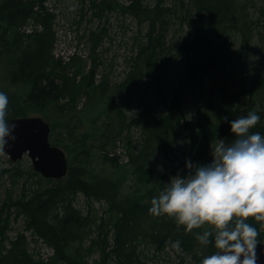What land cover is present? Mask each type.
Here are the masks:
<instances>
[{
	"label": "trees",
	"instance_id": "1",
	"mask_svg": "<svg viewBox=\"0 0 264 264\" xmlns=\"http://www.w3.org/2000/svg\"><path fill=\"white\" fill-rule=\"evenodd\" d=\"M180 3L184 7L185 0ZM188 3L193 23L179 51L183 59L181 76L171 86L164 75L165 64H158V55L165 46L169 14L175 9L166 6L164 0H157L154 5L145 0H129L128 3L91 0L89 7L100 18L121 8L138 17L140 22L147 21V40L140 51V55L145 56L144 63L137 62L125 79L114 86L117 91L112 95L108 79L95 84V58L91 73L79 80L77 76L81 70L70 74L68 66L55 58V15L45 0L1 1L0 61L5 64L9 81L29 87L27 93L0 89L9 99L7 122L14 117L30 115L29 110L43 112L53 103H58L59 110L65 112L69 106L75 107L79 97L88 93L90 87L101 86L103 92L109 93L111 105L116 107L122 129L113 136L106 131L99 133L97 138L102 137V141L95 146L90 141L92 134L69 131L71 140H65L60 132L63 123L49 122L57 134L56 139L50 134L52 144L71 154L68 174L60 179L46 178L32 166L26 174L17 165L1 170L0 182L8 174L12 191L0 206V264H145L141 244L148 242L155 252H161L171 246H166L170 238L173 242L181 241V249L199 264L204 257L215 253L214 237H210L212 243L207 246L195 239L194 233L204 228L186 233L183 226L178 229L174 219L166 215H149L151 200L168 184L164 175L150 163L160 151L173 150L178 136L184 133L190 138L189 154L195 164H210L213 141L235 140L230 122L237 119V113L240 117L255 111L261 119L251 131L264 136V103L248 97L255 83L234 90L224 78L225 68L231 65L235 52L259 33V29L255 33L256 28H264V4L256 20L243 0H188ZM30 20L40 25L39 28L23 32L22 26ZM102 32L105 28L92 31L93 38H101ZM235 38L240 42L238 48H234ZM98 42L95 40L93 52ZM138 87L142 89V110L128 118L123 108L126 105L134 108L129 93ZM124 93L128 98L117 103L116 99ZM191 94L198 97L200 106L197 113L188 118L185 103ZM66 96L69 101L60 103V98ZM243 101L247 102L244 110L241 109ZM134 126H138L142 134L137 143L131 136ZM125 130L128 133L122 136ZM118 138L127 144L128 151L126 149L123 155L117 153ZM110 144L114 152H110ZM96 147L105 162L122 170V176L96 171L93 165ZM127 156L129 160L123 159ZM122 159L124 164L119 162ZM127 173L131 174L128 186ZM24 175L23 191L14 197L16 182ZM79 194L86 198V211L77 206ZM96 200L107 203L101 214L94 205ZM20 217L25 226L11 237L12 222ZM247 222L257 228L258 240L264 242V228L260 223L251 218ZM27 230L37 241L54 249L49 259L35 258L30 251ZM95 252L98 258L90 262L88 255Z\"/></svg>",
	"mask_w": 264,
	"mask_h": 264
},
{
	"label": "rangeland",
	"instance_id": "2",
	"mask_svg": "<svg viewBox=\"0 0 264 264\" xmlns=\"http://www.w3.org/2000/svg\"><path fill=\"white\" fill-rule=\"evenodd\" d=\"M0 0V5H1ZM128 3L129 0H121ZM91 0H45L47 7H50L54 13V29L56 39L54 43V55L57 60H61L62 64L68 66V72L73 74L76 69L81 70L77 79L83 78L84 75L91 73V68L96 65L95 84H101L104 79H108L112 89L110 93L116 94L114 86L121 83L128 73L135 67V64L144 63L145 56L140 55L141 49L144 48V43L147 40L146 32L148 30L147 21L140 22V19L133 14L125 13L121 8L109 11L104 17L100 18L93 14L89 7ZM147 4L154 5L157 0H145ZM247 2V9L254 19L260 16L259 8L264 4V0H243ZM166 6L172 7L169 16V30L166 34L165 46L158 55L159 65L165 64V77L172 86L176 84L182 71V57L179 55L180 47L192 25L190 18V4L185 0V5H181L180 0H164ZM185 9L181 11L180 9ZM84 14V16H83ZM40 25L35 21L30 20L22 26V31L29 33ZM101 38H93L92 31L104 29ZM259 29L254 38L249 44H244L239 47L238 51L233 56L231 65L226 67L224 78L232 89L248 87L255 83L251 100H256L258 103H264V28L259 26L255 29V33ZM95 40H98L96 51L93 52ZM240 42L235 38L234 48H238ZM95 58V59H94ZM5 64L0 61V89H6L9 92L27 93L29 87L21 83L13 84L6 78ZM158 65V66H159ZM158 71H161L160 69ZM118 89V88H117ZM114 93V94H113ZM109 93L103 92L101 86H92L88 89V93H82L75 107L69 106L65 112H61L58 108V103H53L45 111L29 110L30 115H42L48 122L54 125L63 123L60 129L61 137L65 140H71L68 132L71 133H90L92 137L90 141L97 146L102 137L99 133L106 131L110 136L117 135L122 129L119 115L116 114L115 108L111 105ZM130 98L134 102V108L124 106L125 113L128 118L136 116L142 110V89L138 87L135 91L129 93ZM127 93L122 94L117 99V103L125 101ZM69 101L68 96L60 98L59 102L64 103ZM186 115L188 118L193 117L200 106L199 99L194 94L189 95L185 103ZM247 102L241 103V109L244 110ZM242 114V113H241ZM240 114H236L238 118ZM96 132L97 136L93 135ZM128 130H125L123 135H126ZM56 131L52 128L51 138L56 139ZM131 136L139 142L142 138L140 128L134 126L131 131ZM106 137V135H105ZM105 139V138H104ZM121 140V141H120ZM117 142V153L122 155L126 153L127 144L120 138ZM223 140V139H220ZM225 143H231L230 139L224 140ZM110 152L113 151L111 144ZM66 150V149H65ZM67 151V150H66ZM128 151V149H127ZM190 151V138L187 134L178 136L174 144V149L166 152L160 151L154 155L150 165L159 173L163 174L166 182L170 183L171 178L180 175L187 177L188 169L187 161L195 164ZM114 152V151H113ZM212 152V151H211ZM68 158L71 154L67 151ZM93 165L96 171L103 175H112L113 177L122 176L121 169L114 167L111 163L105 162L98 147L94 149ZM212 159L213 156L211 155ZM129 160V156L123 159ZM123 159L119 161L124 164ZM14 165L22 167L26 174L30 166L33 167L31 158L26 154L22 159L13 161L9 154L4 150L0 152V172L5 168H13ZM122 167V166H121ZM123 169V167H122ZM124 170V169H123ZM131 174L127 173L125 180L126 186L130 183ZM26 175L17 180V185L14 189L13 196L18 197L23 191V185ZM0 186V206L4 199L12 191V184L9 175L6 174ZM77 206L86 211V198L83 194H79L77 198ZM95 207L99 209V214L103 213L107 207V203L102 201H94ZM25 223L23 218L12 222V229L9 232L11 237H15L19 230H23ZM28 235L30 251L35 254V258L49 259L54 253V249L48 247L42 241H37L36 236L31 231L25 232ZM140 248L143 249V262L145 264H199L192 258V255L183 251L177 252L171 246L161 252H155L154 247L148 243H142ZM184 257V258H183ZM98 258V253L88 255L90 262H94ZM67 264V263H62Z\"/></svg>",
	"mask_w": 264,
	"mask_h": 264
},
{
	"label": "clouds",
	"instance_id": "3",
	"mask_svg": "<svg viewBox=\"0 0 264 264\" xmlns=\"http://www.w3.org/2000/svg\"><path fill=\"white\" fill-rule=\"evenodd\" d=\"M8 104V96L0 92V152L9 139L16 140L12 134L16 125L6 120ZM260 119L252 111L231 121L234 141H213L210 164L187 161V177L171 178L151 200L149 215H166L186 233L204 228L194 233L202 246L214 237L216 251L201 264H257L259 232L247 221L254 219L264 228V136L251 131ZM169 244L177 252L182 250L179 240L170 238Z\"/></svg>",
	"mask_w": 264,
	"mask_h": 264
},
{
	"label": "water",
	"instance_id": "4",
	"mask_svg": "<svg viewBox=\"0 0 264 264\" xmlns=\"http://www.w3.org/2000/svg\"><path fill=\"white\" fill-rule=\"evenodd\" d=\"M15 124L12 133L16 140H8L4 151L13 161L22 159L26 154L31 158L34 170L46 178H63L68 174L69 161L67 151L52 144L51 124L42 115H24L14 117L9 125ZM257 246V264H264V242Z\"/></svg>",
	"mask_w": 264,
	"mask_h": 264
}]
</instances>
